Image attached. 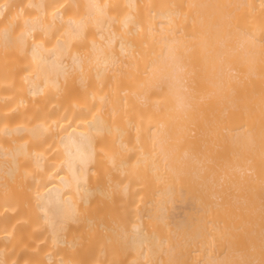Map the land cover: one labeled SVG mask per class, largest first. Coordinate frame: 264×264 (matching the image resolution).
<instances>
[{"label": "bare ground", "instance_id": "6f19581e", "mask_svg": "<svg viewBox=\"0 0 264 264\" xmlns=\"http://www.w3.org/2000/svg\"><path fill=\"white\" fill-rule=\"evenodd\" d=\"M0 264H264V0H0Z\"/></svg>", "mask_w": 264, "mask_h": 264}]
</instances>
